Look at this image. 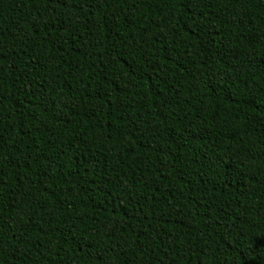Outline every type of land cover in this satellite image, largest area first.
<instances>
[{
  "label": "trees",
  "instance_id": "1",
  "mask_svg": "<svg viewBox=\"0 0 264 264\" xmlns=\"http://www.w3.org/2000/svg\"><path fill=\"white\" fill-rule=\"evenodd\" d=\"M0 264H264V0H0Z\"/></svg>",
  "mask_w": 264,
  "mask_h": 264
}]
</instances>
